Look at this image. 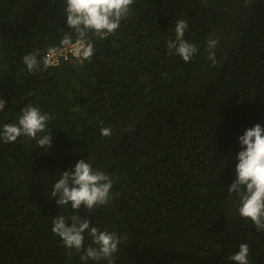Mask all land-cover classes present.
Segmentation results:
<instances>
[{"label":"trees","instance_id":"16d2710c","mask_svg":"<svg viewBox=\"0 0 264 264\" xmlns=\"http://www.w3.org/2000/svg\"><path fill=\"white\" fill-rule=\"evenodd\" d=\"M65 0H0V128L25 105L52 119V147L0 140V264H82L51 231L74 214L50 196L64 171L87 160L113 181L111 203L76 213L127 236L115 264H264V231L238 215L239 137L264 127V0H134L106 38L89 34L90 61L28 72L22 57L59 47ZM185 20L190 62L167 41ZM73 42L77 40L75 33ZM218 39L215 66L207 41ZM101 127L111 135H101ZM69 225L71 221H68ZM91 237L84 233V246ZM87 264H106L89 260Z\"/></svg>","mask_w":264,"mask_h":264},{"label":"clouds","instance_id":"9594fccd","mask_svg":"<svg viewBox=\"0 0 264 264\" xmlns=\"http://www.w3.org/2000/svg\"><path fill=\"white\" fill-rule=\"evenodd\" d=\"M64 9L67 28L61 45L50 50L61 52L57 56L58 63L51 65L43 54V60L38 59L39 53H30L22 57L28 72L59 66L66 60L90 61L94 54L93 43L86 40L89 34L99 38H106L113 34L120 26L121 21L129 15L130 7L134 0H65ZM251 0H245V7ZM188 23L178 20L175 24V38L167 41L169 55H178L184 62H190L198 52L195 44L187 41L185 31ZM76 34L77 40L73 42L72 35ZM218 39L207 41V58L215 66L217 58L214 49ZM81 55L72 54L73 47ZM67 54V58L63 54ZM6 101L0 99V111L6 107ZM52 117L42 113L39 107L25 105L18 115L17 122L4 124L0 128V140L5 143H15L24 136L36 142V146L49 150L52 147V132L47 131L48 122ZM101 135L109 137L111 129L101 127ZM239 144L243 150L237 154L238 163L235 167V180L227 187L229 194H235L239 206L237 213L246 220H250L257 231H264V127L256 124L246 129L239 137ZM112 179L103 171L94 170L87 160H79L74 168L62 172L61 178L55 182L50 192L55 203L61 208L70 205L74 214L67 220L63 215H57L52 220L51 231L61 238L62 245L69 250H75L80 255L82 264L89 260L105 261L106 264H115V253L119 251L118 245L125 239L115 232L100 231L90 226L89 219H82L76 213L81 206L87 211H93L100 206L111 203ZM68 221H71L69 225ZM88 232L91 243L84 246V233ZM250 249L247 244L241 243L239 250L230 256L235 264H249Z\"/></svg>","mask_w":264,"mask_h":264},{"label":"built area","instance_id":"2783aa9c","mask_svg":"<svg viewBox=\"0 0 264 264\" xmlns=\"http://www.w3.org/2000/svg\"><path fill=\"white\" fill-rule=\"evenodd\" d=\"M73 47V51H72V54H74V55H81V53L80 52H77V47H75L74 45L72 46ZM60 53L61 52H56V50H50V51H48L47 53H46V56H45V58H47L48 60H49V62H50V64L51 65H54V64H56V63H58V58H57V56L58 55H60ZM63 57L64 58H67V54L66 53H64L63 54Z\"/></svg>","mask_w":264,"mask_h":264}]
</instances>
